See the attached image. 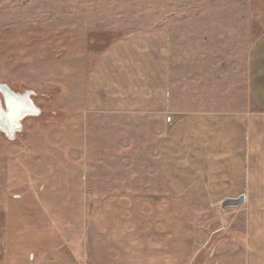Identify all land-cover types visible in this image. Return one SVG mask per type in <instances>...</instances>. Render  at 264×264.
Wrapping results in <instances>:
<instances>
[{
	"label": "crops",
	"instance_id": "obj_1",
	"mask_svg": "<svg viewBox=\"0 0 264 264\" xmlns=\"http://www.w3.org/2000/svg\"><path fill=\"white\" fill-rule=\"evenodd\" d=\"M250 9L262 33L237 118L228 117L227 79L219 89L199 81L192 92L173 91L164 29L120 37L88 72L69 152L30 168L39 199H84L86 208L92 199L80 230L88 264H264V0H250ZM88 114L137 116L150 126L94 138ZM239 195L247 212L229 235L228 225L222 232L202 218L210 204Z\"/></svg>",
	"mask_w": 264,
	"mask_h": 264
},
{
	"label": "rangeland",
	"instance_id": "obj_2",
	"mask_svg": "<svg viewBox=\"0 0 264 264\" xmlns=\"http://www.w3.org/2000/svg\"><path fill=\"white\" fill-rule=\"evenodd\" d=\"M150 28L169 35L173 91L200 82L219 89L227 79L228 117L237 118L249 52L262 33L250 0H0V82L32 90L41 110L22 120L14 140L0 132V264H88L80 230L92 199L87 208L84 199H39L30 168L69 152L64 144L80 127L82 85L95 61L120 37ZM94 115H87L94 138L150 126L137 116ZM202 212L222 232L228 225L229 235L247 206L216 202Z\"/></svg>",
	"mask_w": 264,
	"mask_h": 264
},
{
	"label": "water",
	"instance_id": "obj_3",
	"mask_svg": "<svg viewBox=\"0 0 264 264\" xmlns=\"http://www.w3.org/2000/svg\"><path fill=\"white\" fill-rule=\"evenodd\" d=\"M32 90L16 92L6 83L0 82V132L9 140H14L16 134L21 132L22 120L28 116H38L41 112L33 100ZM245 202V196L226 198L220 206L223 209L238 208Z\"/></svg>",
	"mask_w": 264,
	"mask_h": 264
}]
</instances>
